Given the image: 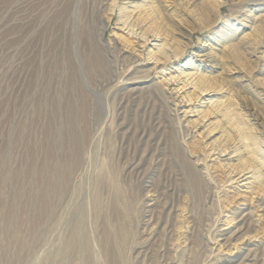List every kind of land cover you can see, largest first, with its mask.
Masks as SVG:
<instances>
[{
    "label": "rangeland",
    "instance_id": "1",
    "mask_svg": "<svg viewBox=\"0 0 264 264\" xmlns=\"http://www.w3.org/2000/svg\"><path fill=\"white\" fill-rule=\"evenodd\" d=\"M257 204L264 0H0V264H264Z\"/></svg>",
    "mask_w": 264,
    "mask_h": 264
},
{
    "label": "bare ground",
    "instance_id": "2",
    "mask_svg": "<svg viewBox=\"0 0 264 264\" xmlns=\"http://www.w3.org/2000/svg\"><path fill=\"white\" fill-rule=\"evenodd\" d=\"M103 4V3H102ZM99 15V14H98ZM94 16V15H93ZM84 22V21H83ZM85 24V23H84ZM104 31H105V27L102 29V33H101V39H102V36H103V33H104ZM100 32V31H99ZM99 36V35H98ZM85 37V36H84ZM83 37V39H86V38H84ZM90 37V36H89ZM88 37V38H89ZM90 40H91V38H90ZM102 41V40H101ZM115 48V47H114ZM98 56V55H97ZM104 57V56H103ZM98 61H100V59H98ZM94 62H96L95 60H94ZM98 63V62H97ZM137 64V62H133L132 63V65H136ZM135 68H137L138 69V66H136ZM98 69H100L99 67H98ZM143 69V68H142ZM139 70V69H138ZM137 70V72H136V74H138L139 72H140V70L138 71ZM144 72H148V71H144ZM140 74V73H139ZM141 75V74H140ZM136 82L134 83V85L136 84V85H141L142 84V82H139V77L138 78H136V79H134ZM143 80V79H142ZM206 83L205 82H203V84L201 85V86H199V88H202L203 89V87H205L206 85H205ZM198 87V86H197ZM132 92H134V93H136L137 92V90H139V88H131L130 89ZM129 90V91H130ZM72 96H74V95H72ZM160 103V102H159ZM77 110V109H76ZM77 112V111H76ZM147 140V139H146ZM75 142V141H74ZM173 148H174V152L178 155V157L179 158H181V160H182V163L184 164V166H187V168H189L188 170H190V179H189V185H190V187L189 188H191V190L194 192V193H196V194H198V193H201V191L202 190H204V189H209L210 188V186H209V184L208 183H206V181L204 180V176L202 177V174H201V172L202 171H200L199 169H191L190 168V163H189V160L187 159H184V156L181 154L182 152H181V149H180V145L179 144H177L176 142L174 143V145H173ZM227 149H229L228 147H226V150ZM225 152V151H224ZM198 161V160H197ZM135 164V163H134ZM133 164V165H134ZM198 165V164H197ZM252 168V165H248V166H246V165H244L242 168H241V171H239L238 173H237V176H240V178H243L246 174H245V172L246 171H248V170H250ZM209 175V174H208ZM212 187V186H211ZM203 192V191H202ZM217 194V193H216ZM193 197V196H192ZM211 199V198H210ZM160 200V199H159ZM47 202H48V191H46V192H44V196L42 197V200H41V205H40V210H41V213H42V216H44L45 214H46V212H47ZM263 202V201H262ZM257 205H259V204H257ZM152 206V205H151ZM99 208V207H98ZM257 209H260L261 210V212H263V216H264V205L263 204H261V205H259L258 206V208ZM97 210V209H96ZM259 211V210H258ZM121 212V211H120ZM246 212V211H245ZM249 212V211H248ZM156 213V212H155ZM258 214V213H257ZM249 217L250 216V218H246V217ZM260 218H262V217H260ZM263 219V218H262ZM125 220V219H124ZM235 221H237V224L235 225V227L232 229V230H230V231H227L226 229H223V230H220L219 231V234H218V237L221 239V242H224V244H227L228 242H235V241H238V240H240L241 238H243L244 236H245V233L244 234H242L243 233V231H250V232H252V231H254V229H255V227H256V225L258 224L257 222V224H254V221L252 220V213L250 212V213H248V214H243V213H241V215H239V216H237V217H234L231 221H230V223L231 222H235ZM261 221V220H260ZM227 224V223H226ZM235 224V223H234ZM226 230V231H225ZM116 233V232H115ZM250 234V233H249ZM118 235H119V240H120V242L121 241H124L125 240V238H126V234H125V232H123V231H119V233H118ZM130 235V234H129ZM109 236V235H108ZM255 237V240L257 239L256 238V236H254ZM83 238V234H82V232L81 231H79L77 234H76V236H75V238H73V240H72V247H73V249H82L83 247H84V245H83V243H82V239ZM118 239V238H117ZM110 240V239H109ZM112 240V239H111ZM250 240H251V237H250ZM249 240V241H250ZM118 241V240H117ZM245 241V240H244ZM243 241V242H244ZM247 241H248V239H247ZM220 242V241H219ZM226 242V243H225ZM242 242V241H241ZM122 243V242H121ZM110 244V243H109ZM119 245V244H118ZM240 245V244H239ZM258 245V244H257ZM110 246V245H109ZM219 246V245H218ZM113 247V246H112ZM120 247V246H119ZM221 247V246H220ZM256 247V246H255ZM259 247V246H258ZM233 248V247H232ZM239 248V247H238ZM246 248V247H245ZM220 249V248H219ZM225 249H226V247H225ZM222 250V249H221ZM229 250H231V249H228V251ZM236 250V249H235ZM239 250V249H238ZM115 251V250H114ZM262 251V250H261ZM219 252V251H218ZM77 253H78V251H77ZM226 253V252H225ZM249 253L250 254H247L246 255V257H245V259L246 260H250V263L249 264H259V261L261 260V256H260V251L258 252V249H255V250H253V249H250V251H249ZM264 253V252H263ZM112 256V255H111ZM77 259V258H76ZM262 261V260H261ZM76 263V262H75ZM77 263H79V262H77ZM262 263V262H261ZM74 264V263H73Z\"/></svg>",
    "mask_w": 264,
    "mask_h": 264
}]
</instances>
